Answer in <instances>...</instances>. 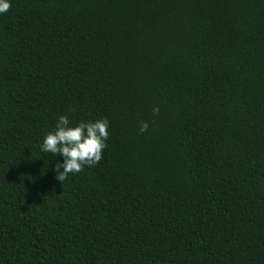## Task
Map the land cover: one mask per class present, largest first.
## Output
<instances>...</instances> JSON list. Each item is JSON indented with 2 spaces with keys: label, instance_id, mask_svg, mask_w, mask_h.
<instances>
[{
  "label": "trees",
  "instance_id": "1",
  "mask_svg": "<svg viewBox=\"0 0 264 264\" xmlns=\"http://www.w3.org/2000/svg\"><path fill=\"white\" fill-rule=\"evenodd\" d=\"M60 115L109 122L62 183ZM0 264H264V0H10Z\"/></svg>",
  "mask_w": 264,
  "mask_h": 264
},
{
  "label": "clouds",
  "instance_id": "2",
  "mask_svg": "<svg viewBox=\"0 0 264 264\" xmlns=\"http://www.w3.org/2000/svg\"><path fill=\"white\" fill-rule=\"evenodd\" d=\"M9 8L10 0H0V14L7 12ZM69 123L67 115H60L55 122L54 131L45 134L40 143L42 152L53 156L59 154L63 158L62 163H57L54 168L56 179L61 183L69 174L80 172L84 166L98 164L109 136V122L106 118L80 121L75 126H69ZM147 127V123H142L140 131H145Z\"/></svg>",
  "mask_w": 264,
  "mask_h": 264
}]
</instances>
